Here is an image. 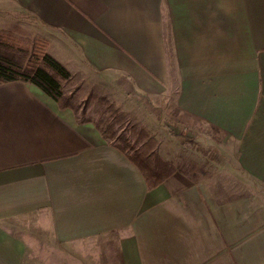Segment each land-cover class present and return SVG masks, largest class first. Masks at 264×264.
Here are the masks:
<instances>
[{
    "label": "crops",
    "instance_id": "1",
    "mask_svg": "<svg viewBox=\"0 0 264 264\" xmlns=\"http://www.w3.org/2000/svg\"><path fill=\"white\" fill-rule=\"evenodd\" d=\"M13 26L153 136L204 128L233 168L149 189L91 122L2 83L0 264H34L44 231L60 264H264V0H0Z\"/></svg>",
    "mask_w": 264,
    "mask_h": 264
},
{
    "label": "trees",
    "instance_id": "2",
    "mask_svg": "<svg viewBox=\"0 0 264 264\" xmlns=\"http://www.w3.org/2000/svg\"><path fill=\"white\" fill-rule=\"evenodd\" d=\"M28 33L13 26L0 30V84L22 81L39 88L53 99L60 109H71L78 116V107L65 93L64 86L71 81L70 73L46 51L45 39L34 40L29 50L23 47L21 36ZM104 108L105 118L91 122L103 140L121 151L141 172L146 186L153 189L162 184L171 174L179 171L171 161L158 152L159 142L148 130L129 126L125 114L105 97L97 99ZM127 130L128 134L118 130ZM168 133L176 136L170 130Z\"/></svg>",
    "mask_w": 264,
    "mask_h": 264
},
{
    "label": "rangeland",
    "instance_id": "3",
    "mask_svg": "<svg viewBox=\"0 0 264 264\" xmlns=\"http://www.w3.org/2000/svg\"><path fill=\"white\" fill-rule=\"evenodd\" d=\"M21 18L22 19H19V21L23 23L22 25L24 27H26V22L30 21H27L28 19L26 17ZM24 30L26 32L28 31V35L21 36L20 38L23 39V47L26 50H29V48L33 44V41L41 38L37 35L34 36L31 31L27 30V28H25ZM64 89L65 93H67L71 97L72 102L78 107L77 114L81 120H92L93 122H95L105 118L106 115L104 113V108L97 102V99L102 96L93 92L88 93L86 89L78 87V85L73 83L72 81L68 82L64 86ZM125 120L129 126L134 125L137 127H142L139 124L140 116L137 113L125 114ZM165 122L166 120L162 118L159 121V130H156V135L158 134L157 136H159L158 138L156 137V139L158 140V142L162 141V143L159 142L161 145V154L163 156L161 157L165 160L169 159L168 161H171L179 171H182L192 177L200 178L207 177L209 175H215L214 178L217 177V179L221 178V180H223L224 174L228 173L230 169L232 170L233 163L225 159V156H223L218 151V148L210 141L212 139L207 140L204 137V128L200 129L199 131L193 130L192 134H196L195 136L189 135L188 137H185L182 135H178V137H174L172 135H168V130H170V127L167 129ZM118 131L120 133L128 134L127 130L124 132L123 128H119ZM170 131L172 133L173 131L178 132L175 129L173 131ZM167 140L173 142L168 143ZM164 154L166 155L164 156ZM225 179L232 184L235 190L237 189V191L241 193L242 191H244L241 189V186L244 187L243 185L247 187L244 192H256L259 190L258 186L255 185L254 182H244L243 184V182L240 179L238 180V177L236 179V176L234 177L233 174H228L227 176L225 175ZM234 194L238 195L239 193L235 191ZM38 238L39 242L37 241L38 243L36 242L34 244L39 247L40 256L39 259H36V261H34V264L37 262H39L38 264H54V262L55 264H57V262L60 264L59 258L57 260L54 257H47V253L52 243L46 242L48 239L46 232L44 231L38 233ZM72 260L73 264H78L75 259ZM31 262H33V259L31 260Z\"/></svg>",
    "mask_w": 264,
    "mask_h": 264
}]
</instances>
